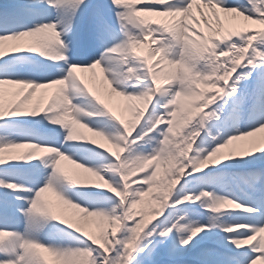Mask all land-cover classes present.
<instances>
[{"label": "snow or ice", "instance_id": "snow-or-ice-1", "mask_svg": "<svg viewBox=\"0 0 264 264\" xmlns=\"http://www.w3.org/2000/svg\"><path fill=\"white\" fill-rule=\"evenodd\" d=\"M0 264H264V0H2Z\"/></svg>", "mask_w": 264, "mask_h": 264}, {"label": "rangeland", "instance_id": "rangeland-1", "mask_svg": "<svg viewBox=\"0 0 264 264\" xmlns=\"http://www.w3.org/2000/svg\"><path fill=\"white\" fill-rule=\"evenodd\" d=\"M0 2H2V0H0ZM254 27L258 28L260 27L259 25H254ZM37 94H39V92H37ZM83 135L85 136V138L87 139L88 138V134L90 133H86L84 132L82 129L80 130ZM80 142H83V141H80ZM41 155H44L43 153H41ZM62 166L64 167V169L70 174L72 175L75 171H78V170H74L72 165L68 164L66 161H63L62 162ZM84 177H87V174L86 173H81V176L80 178H77V182H83V178ZM76 178V177H74ZM106 187V186H105ZM45 199L47 200L48 204L54 209V210H57L59 211L60 208H62L63 206L59 205L58 204V201H56L55 197H53L50 193H46L45 194ZM71 211V210H70ZM96 223H98L99 221H95ZM46 255V254H45Z\"/></svg>", "mask_w": 264, "mask_h": 264}, {"label": "bare ground", "instance_id": "bare-ground-1", "mask_svg": "<svg viewBox=\"0 0 264 264\" xmlns=\"http://www.w3.org/2000/svg\"><path fill=\"white\" fill-rule=\"evenodd\" d=\"M197 19H198V14H197ZM157 59H158V56L153 57V61L152 62L155 63V61ZM84 75L90 76V74H84ZM98 75H99V73H98V70H97V76ZM40 91H43L44 94H45V96L47 97L48 95H50L52 93L53 90H51V89H49V90H39L38 92H40ZM87 139H95L97 143L103 144V141L99 140V138H93V137H91L90 134H88V138ZM104 146L106 147L107 145H104Z\"/></svg>", "mask_w": 264, "mask_h": 264}]
</instances>
